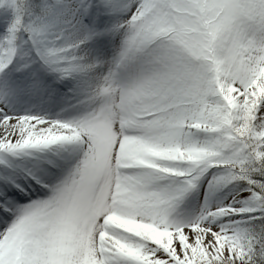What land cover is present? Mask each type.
Segmentation results:
<instances>
[{
	"label": "snow or ice",
	"instance_id": "1",
	"mask_svg": "<svg viewBox=\"0 0 264 264\" xmlns=\"http://www.w3.org/2000/svg\"><path fill=\"white\" fill-rule=\"evenodd\" d=\"M0 264H264V0H0Z\"/></svg>",
	"mask_w": 264,
	"mask_h": 264
}]
</instances>
